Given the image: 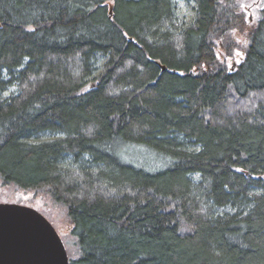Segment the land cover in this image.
Here are the masks:
<instances>
[{
	"label": "trees",
	"instance_id": "obj_1",
	"mask_svg": "<svg viewBox=\"0 0 264 264\" xmlns=\"http://www.w3.org/2000/svg\"><path fill=\"white\" fill-rule=\"evenodd\" d=\"M194 1L0 0V183L65 207L69 264H264V0Z\"/></svg>",
	"mask_w": 264,
	"mask_h": 264
},
{
	"label": "water",
	"instance_id": "obj_2",
	"mask_svg": "<svg viewBox=\"0 0 264 264\" xmlns=\"http://www.w3.org/2000/svg\"><path fill=\"white\" fill-rule=\"evenodd\" d=\"M0 264H69V256L56 229L39 211L0 202Z\"/></svg>",
	"mask_w": 264,
	"mask_h": 264
},
{
	"label": "rangeland",
	"instance_id": "obj_3",
	"mask_svg": "<svg viewBox=\"0 0 264 264\" xmlns=\"http://www.w3.org/2000/svg\"><path fill=\"white\" fill-rule=\"evenodd\" d=\"M175 4V11L178 18L185 24H189L195 17L196 14V3L194 0H173ZM261 0H242L240 8L244 10L248 26L252 25L256 19L257 11L260 8ZM247 26V28H248ZM245 28L244 30H235L234 35L237 42H243L245 39ZM241 47V45L239 46ZM227 45H222L220 41L216 42L215 51L217 55L225 59L228 66L238 62L242 57V52L236 48L234 49L231 56L226 57ZM105 59L98 57L97 70L95 74L102 68ZM11 90H14L13 88ZM9 93V92H8ZM7 93V94H8ZM0 202H13L22 205H27L35 208L42 215H44L49 222L54 226L61 239L63 240L67 253L71 257L70 251L74 250V240L70 234L71 225L66 215L65 207L52 201L50 197L44 192H38L36 190H25L14 187L13 185H3L0 183Z\"/></svg>",
	"mask_w": 264,
	"mask_h": 264
}]
</instances>
